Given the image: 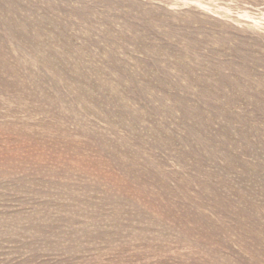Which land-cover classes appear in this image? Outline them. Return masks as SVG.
Wrapping results in <instances>:
<instances>
[{
	"label": "rangeland",
	"instance_id": "374dc122",
	"mask_svg": "<svg viewBox=\"0 0 264 264\" xmlns=\"http://www.w3.org/2000/svg\"><path fill=\"white\" fill-rule=\"evenodd\" d=\"M0 264H264V0H0Z\"/></svg>",
	"mask_w": 264,
	"mask_h": 264
}]
</instances>
